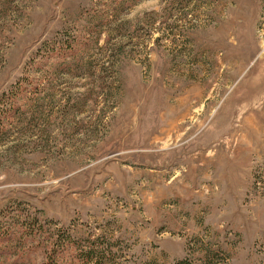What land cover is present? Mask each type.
<instances>
[{"label": "rangeland", "instance_id": "1", "mask_svg": "<svg viewBox=\"0 0 264 264\" xmlns=\"http://www.w3.org/2000/svg\"><path fill=\"white\" fill-rule=\"evenodd\" d=\"M264 264V0H0V264Z\"/></svg>", "mask_w": 264, "mask_h": 264}, {"label": "trees", "instance_id": "2", "mask_svg": "<svg viewBox=\"0 0 264 264\" xmlns=\"http://www.w3.org/2000/svg\"><path fill=\"white\" fill-rule=\"evenodd\" d=\"M46 264H52V260H50V258H49L48 261L46 262Z\"/></svg>", "mask_w": 264, "mask_h": 264}]
</instances>
